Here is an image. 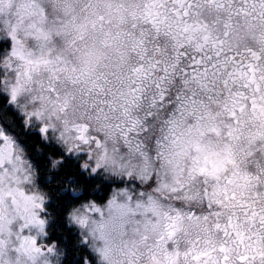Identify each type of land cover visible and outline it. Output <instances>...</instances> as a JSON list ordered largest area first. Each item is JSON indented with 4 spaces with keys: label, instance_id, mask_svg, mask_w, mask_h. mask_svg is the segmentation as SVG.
Returning <instances> with one entry per match:
<instances>
[{
    "label": "snow or ice",
    "instance_id": "6c2138e0",
    "mask_svg": "<svg viewBox=\"0 0 264 264\" xmlns=\"http://www.w3.org/2000/svg\"><path fill=\"white\" fill-rule=\"evenodd\" d=\"M0 264H264V0H0Z\"/></svg>",
    "mask_w": 264,
    "mask_h": 264
},
{
    "label": "clouds",
    "instance_id": "9594fccd",
    "mask_svg": "<svg viewBox=\"0 0 264 264\" xmlns=\"http://www.w3.org/2000/svg\"><path fill=\"white\" fill-rule=\"evenodd\" d=\"M59 157L53 155L52 153H48V174L52 175L53 173H56L58 171L57 164L59 162Z\"/></svg>",
    "mask_w": 264,
    "mask_h": 264
},
{
    "label": "trees",
    "instance_id": "16d2710c",
    "mask_svg": "<svg viewBox=\"0 0 264 264\" xmlns=\"http://www.w3.org/2000/svg\"><path fill=\"white\" fill-rule=\"evenodd\" d=\"M41 163H43V160H41ZM52 175L56 176V175H58V173H53Z\"/></svg>",
    "mask_w": 264,
    "mask_h": 264
}]
</instances>
